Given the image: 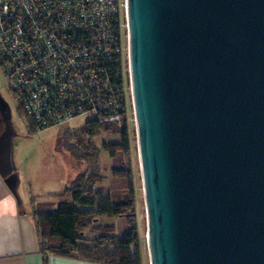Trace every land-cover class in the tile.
<instances>
[{
	"label": "water",
	"instance_id": "95a60500",
	"mask_svg": "<svg viewBox=\"0 0 264 264\" xmlns=\"http://www.w3.org/2000/svg\"><path fill=\"white\" fill-rule=\"evenodd\" d=\"M127 4L151 264H264V0Z\"/></svg>",
	"mask_w": 264,
	"mask_h": 264
},
{
	"label": "built area",
	"instance_id": "2783aa9c",
	"mask_svg": "<svg viewBox=\"0 0 264 264\" xmlns=\"http://www.w3.org/2000/svg\"><path fill=\"white\" fill-rule=\"evenodd\" d=\"M130 60L127 0H0V68L39 132L129 113Z\"/></svg>",
	"mask_w": 264,
	"mask_h": 264
},
{
	"label": "trees",
	"instance_id": "16d2710c",
	"mask_svg": "<svg viewBox=\"0 0 264 264\" xmlns=\"http://www.w3.org/2000/svg\"><path fill=\"white\" fill-rule=\"evenodd\" d=\"M106 105L104 102L103 109L99 108L102 118L106 116ZM17 108L24 117L18 103ZM128 114L125 111L118 121L110 122L88 118L83 126L91 143L102 132L120 135L119 141L103 145V150L110 157L128 159L114 167L115 180L108 189L100 187L105 183L106 176L100 168L97 147L84 141L71 143L73 138L69 142L70 138L67 139L71 156L89 165L84 173L66 183L64 192L57 200L37 201L33 205V219L45 264L50 255L70 256L100 264H144L140 249V229L137 226L138 203L131 166ZM26 123L31 131L39 132L29 120ZM70 124L64 127L71 128ZM102 217L120 218L124 223L120 228L115 223L101 224L99 220ZM91 231L96 235L89 238L86 233Z\"/></svg>",
	"mask_w": 264,
	"mask_h": 264
},
{
	"label": "rangeland",
	"instance_id": "374dc122",
	"mask_svg": "<svg viewBox=\"0 0 264 264\" xmlns=\"http://www.w3.org/2000/svg\"><path fill=\"white\" fill-rule=\"evenodd\" d=\"M0 99H4L9 105L10 117L5 118V128L10 127L13 134V176L20 179L23 185L22 188L24 190L28 188L27 190L38 200H55L64 192L67 182L74 180L77 175L86 171L89 164L85 161H78L73 158L68 151L67 143L71 141L72 138L73 140L71 143L84 141L86 144L90 143L96 146L99 150L100 168L103 169L102 172L106 176L105 183L100 187L104 189H108L115 180V178L113 179L114 167H118L121 163L128 161L127 157H124V160L120 156H118V159L110 157L108 152L103 150L104 144L119 141V134L102 132L92 139V143L90 142V139L86 136L83 129L88 119L87 117H79L75 119V121H72L70 124L71 128L64 127L65 125H63L40 132L31 131L26 120L18 111L17 103L14 101L8 89L7 79L5 78L2 68H0ZM130 109L127 121L130 133V156L131 166L133 168L134 191H136V201L138 203L137 226H139L140 229V249L144 264H151L147 237L146 202L143 191L135 111L132 107H130ZM2 114L3 112L0 109L1 117L3 116ZM68 138L70 139L67 142ZM21 193L23 192L19 190L18 196L23 200V195ZM99 221L101 224L115 223L119 228L124 223L120 218L111 219L108 217H102ZM95 235L96 233L92 231L86 233V236L89 238Z\"/></svg>",
	"mask_w": 264,
	"mask_h": 264
},
{
	"label": "crops",
	"instance_id": "0c3cea01",
	"mask_svg": "<svg viewBox=\"0 0 264 264\" xmlns=\"http://www.w3.org/2000/svg\"><path fill=\"white\" fill-rule=\"evenodd\" d=\"M4 103V99H0V109L3 112V116H0V133L5 131V118L10 117L2 109ZM13 179L14 182L9 184L0 173V264H45L33 219V205L37 201H43L35 198L28 188L24 190L20 179L15 176ZM19 190L23 192V200L18 196ZM47 264L100 263L70 256L50 255Z\"/></svg>",
	"mask_w": 264,
	"mask_h": 264
},
{
	"label": "flooded vegetation",
	"instance_id": "af4514ba",
	"mask_svg": "<svg viewBox=\"0 0 264 264\" xmlns=\"http://www.w3.org/2000/svg\"><path fill=\"white\" fill-rule=\"evenodd\" d=\"M11 95H12V94H11ZM12 96H13V95H12ZM13 99H14V97H13ZM3 105H4V106H3V107H4L3 110L5 111V115H10V114H9V110H8V108L6 107V103H4Z\"/></svg>",
	"mask_w": 264,
	"mask_h": 264
}]
</instances>
